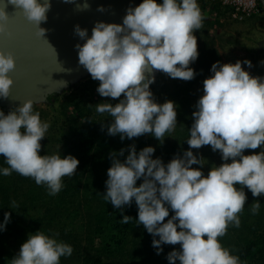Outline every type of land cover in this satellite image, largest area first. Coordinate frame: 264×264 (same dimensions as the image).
Masks as SVG:
<instances>
[{"label": "clouds", "instance_id": "clouds-1", "mask_svg": "<svg viewBox=\"0 0 264 264\" xmlns=\"http://www.w3.org/2000/svg\"><path fill=\"white\" fill-rule=\"evenodd\" d=\"M10 3L44 37L46 30L40 25L47 20L51 0ZM5 7H0V33L6 31L9 20ZM204 19L198 0H142L127 9L122 24L96 22L90 37L87 29L75 26V34L85 41L75 45L79 64L99 81L101 97L119 99L115 104L95 105L97 113L111 117L109 136L119 135L123 141L150 134L161 145L171 137L166 134L177 127L178 106L172 100L158 103L150 85L155 82V71L172 79L195 78L190 66L199 56L194 33L202 28ZM15 66L13 55L0 51V98L11 94L14 81L9 73ZM245 66L250 69L252 62L212 64V75L204 79L203 95L192 113L194 122L186 139L189 147L182 155L165 163L160 157L153 158L155 147L137 151L135 144L127 147L123 160L119 157L125 149L110 153L103 198L121 213L135 203L136 225L153 237L157 255L163 252V245H179L167 254L168 264H240L239 257L218 238L226 235L229 224L240 226L238 214L247 200L245 187L253 197L264 196V77L251 75ZM33 103L26 100L7 115L0 110V155L9 166L0 168V175L16 172L32 178L55 196L64 187L62 178L75 175L80 161L71 154L62 156L59 149L40 154L50 123L41 120ZM206 145L219 151L223 161L207 175L202 171L205 158L192 151ZM257 148L258 153L245 154V150ZM259 209L257 200L252 204L253 214ZM10 219L11 213L5 212L0 231L6 230ZM132 220L122 215L120 223ZM57 236L40 230L29 233L11 264H60L62 257L72 255L73 247Z\"/></svg>", "mask_w": 264, "mask_h": 264}, {"label": "trees", "instance_id": "trees-1", "mask_svg": "<svg viewBox=\"0 0 264 264\" xmlns=\"http://www.w3.org/2000/svg\"><path fill=\"white\" fill-rule=\"evenodd\" d=\"M164 74L165 73L161 72V77L156 84L158 89H163L166 86L165 80L162 78ZM97 115L101 114L97 113ZM192 124L193 123L189 124L186 121L179 123L172 133L166 134L171 137H166L161 145L159 141L150 134H145L147 137L141 139L139 143L131 142L126 144V142L120 141L119 135L113 137L107 134L108 124L104 127H99L98 132H96L94 131L95 128L94 130L89 128L83 129L81 126L74 123L70 126V134L76 137L77 141H75L69 148V151L63 156L69 154L75 156L80 161L77 167V169L80 168V170H76L75 175L71 177L66 176L62 178L64 187L61 191L63 193L59 192L55 196L49 195L48 189H38V187L46 186L37 185L32 178L33 185L30 187V190H27V188H24V184H27V182L25 180L23 181V176L16 172H12L13 174L5 176V178L0 177L1 221L3 222L4 220V215H2V213H11V219L8 224H10L12 228L9 229H11V233L13 234L12 237L20 244L24 243L23 241L28 238V236H17L24 231L35 233L40 230L48 234V231L51 232V229L55 227V222L57 220L63 221L64 223L60 226L61 228L56 238L73 247L72 254H75L74 262L78 264H117L118 262L120 264H168L166 259L167 254L174 248L178 250L179 245H163V252L157 255L156 249L152 247L153 237L147 233L146 230L147 236L144 235V231L140 229V225H136L137 206L135 203L133 202L130 207L125 206L123 213H121L120 209L114 208L110 203L105 201L102 194L106 191L105 181L107 180V169L111 166V152L115 151L118 153L123 148L125 149V155H127V147L131 144L136 145L137 151L146 146H153L156 149L153 158L160 157L167 163L175 155H182L183 151L188 149L189 146L186 139L189 137L188 129L191 128ZM126 140L128 139L126 138ZM202 150L205 151V155H202ZM192 151L194 154L198 155V157L205 158L203 161L205 164L202 167L204 173H208L210 168L216 165V155L221 156L219 151L213 152L211 147L207 145L200 149H193ZM209 154L211 155L209 156ZM119 158L123 160L126 156ZM0 165L3 168L9 167L5 159H0ZM192 167L199 168L201 166L193 165ZM138 182L139 181H137V183ZM79 187H82L81 191L84 194L87 193V200L89 196H92V202L95 203V205L99 204L97 213L90 215L92 217L88 222V233L89 229L92 232L95 231L94 233L100 231L101 236H95V234L94 236H74L76 233L80 234V229L81 231L83 230L80 235H83V233L85 234V225L78 226L77 229V227L68 226V224L65 223L66 219L78 217V210L81 204L87 201L86 197L83 199L78 198L75 201L76 207H74L70 201L66 199L68 195H76ZM31 198L33 200H31ZM13 202H15L16 206H13ZM29 203L31 205H29ZM39 203L40 205L42 203L41 209H43L44 216L37 217L33 214V211L38 212L40 210V207H38ZM66 203L70 205L68 207L66 206V208H62ZM93 203H90L91 207L95 206ZM100 203H102L101 207ZM58 213H60V215H57ZM172 214L173 213L170 211V216ZM122 215L131 216L133 220L130 221L129 224L123 225L120 223ZM23 217H29L31 221L27 227L24 226V228H20L19 226L25 222L22 220ZM167 219L168 218H166V220ZM42 222L45 223V229L39 228ZM61 232H63L62 236L59 235ZM92 232L89 234H92ZM85 237L89 238V244H87ZM3 238L7 239L8 237L3 236ZM97 238L101 242L99 247L95 244ZM218 239L223 247L230 250L232 255L239 257L240 264H264V236H246L241 243L242 245L237 243L240 240L238 238L235 243L231 241L228 245H226L227 241L225 236ZM4 242L5 239H3L0 246V264H11L8 258L12 259L13 253L8 250L10 248ZM4 246H7L8 249L4 248ZM150 248L152 251L154 250V254L151 257L148 255ZM72 262L73 261H71L69 257H62L60 264H71ZM177 264H179V262H177Z\"/></svg>", "mask_w": 264, "mask_h": 264}, {"label": "rangeland", "instance_id": "rangeland-1", "mask_svg": "<svg viewBox=\"0 0 264 264\" xmlns=\"http://www.w3.org/2000/svg\"><path fill=\"white\" fill-rule=\"evenodd\" d=\"M141 2L142 0H139V4ZM158 2H162V0H158ZM256 3L260 11L255 12L250 16L244 15L242 17V12L237 11L235 5L223 6L221 0H198V4L205 19L203 20L202 28L194 33L197 36L199 56L190 66L196 72L195 78L191 81H184L181 79H172L167 74H164L162 78H164L166 86L163 89H158L156 84L161 77V72L155 71V82L150 85V89L158 103L172 100L178 106L177 125L183 121H186L189 124L194 122L192 113L196 110L195 106L198 99L203 95L204 79L212 75L210 69L213 63L217 61L221 63H235L237 60L243 61L248 59L252 62V67L249 69L245 66V69L253 76L264 77V7L258 0H256ZM98 86L99 81L93 80L90 74H88L82 79L69 84L66 87L60 88L57 93L49 97L47 101L33 103V109L40 113L41 120L50 123V128L46 134L47 137L41 141V155L56 153L58 149L62 156L66 154L69 151V148L75 143V141H77L76 137L70 134V126L74 123L81 126L83 129L89 128L94 130L95 128L94 131L96 132H98L99 127H104L111 123V117L108 116V114L97 115L95 105L102 102L115 104L119 102V99L101 97L97 92ZM4 113L5 115L8 114L6 112ZM146 137L147 135H142L131 140L125 139L123 141L124 143L126 142V144L131 142L139 143L141 139H145ZM259 151L260 148L255 150L248 149L245 150V154L247 155L253 152L258 153ZM202 153V155H205L204 150H202ZM210 155L211 154H209V156ZM124 156L127 155L124 154ZM220 158L221 156L216 155L215 166H219L223 162ZM0 159H4V157L0 155ZM0 168L3 167L0 165ZM79 170L80 168L77 169V171ZM204 174L207 175V173ZM0 177L5 178L4 175H0ZM22 179L28 184L25 183L24 188L30 190V187L33 185L32 179L24 176ZM141 181L142 180H140L137 185ZM237 187L239 188L240 186L237 185ZM38 189L45 190L47 187H38ZM81 189L82 187L78 188L76 195H68L66 197L74 207H76L75 201L78 198L83 199L86 197L87 200V193L84 194ZM244 190L247 195V200L244 209L238 214L240 218V226L235 227L233 224H229L225 235L227 241L226 245L230 244L231 241L235 243L237 238L240 239L237 243L242 245L241 243L246 236H264V196L253 197L246 187ZM60 192L63 193L62 191ZM31 200L33 199L31 198ZM257 200L260 202V209L258 214H253L252 204ZM90 203H93L92 196H89L88 200L81 204V207L78 210V217H75L74 219L69 218L65 221L68 226H75L77 229L78 226L85 225L86 233L80 235L83 231L80 229V234L76 233L74 236H94V234L95 236H101L100 231L94 233L95 231L92 232L89 229V233L92 232V234L88 233V222L92 217L90 215L96 214L99 209V204L95 205V203H93L95 206L91 207ZM29 205L31 204L29 203ZM41 205L40 203L38 204V207H40V210H37L38 212L33 211V214L37 217L44 216ZM69 205L70 204L66 203L62 208H66V206L68 207ZM101 205L102 203H100V207ZM131 211L135 212L134 210ZM2 215H4V213H2ZM57 215H60V213ZM1 218L0 215V223H2ZM22 220L25 222L19 226L20 228H24V226L27 227L31 221L29 217H23ZM55 223V227L51 229V232L48 231V235L58 234L61 228L60 226L64 222L57 220ZM140 227V229L144 231L143 234L147 236L145 229L142 228L143 226L140 225ZM9 228H12L10 224L6 225V230L0 231V246L3 239H5L4 243L10 249H8L7 246H4V248L13 253L14 257L19 252L20 245L23 243H18L14 237H12L13 234ZM39 228L45 229V223H40ZM29 233L30 231H24L17 236H28ZM59 235L62 236L63 232ZM3 236H7L8 238H3ZM85 238L87 244H89V238ZM25 241L26 239L23 242ZM95 244L97 247L101 245L98 238L96 239ZM153 251L150 248L148 251L149 257L154 254ZM74 257L75 254L69 256V259L73 261L71 264H78L74 262ZM8 259H10L11 262V258ZM117 264L120 263L118 262Z\"/></svg>", "mask_w": 264, "mask_h": 264}, {"label": "water", "instance_id": "water-1", "mask_svg": "<svg viewBox=\"0 0 264 264\" xmlns=\"http://www.w3.org/2000/svg\"><path fill=\"white\" fill-rule=\"evenodd\" d=\"M258 1L264 7V0ZM84 4L89 7L83 9ZM4 5L9 20L0 33V51L11 53L16 63L9 73L14 81L11 94L0 98V110L9 113L29 99L45 102L60 88L87 76L75 47L85 41L75 34V26L87 29L90 37L98 21L122 24L127 9L139 5V0H51L47 20L40 25L46 30L44 37L10 0H0V7Z\"/></svg>", "mask_w": 264, "mask_h": 264}, {"label": "built area", "instance_id": "built-area-1", "mask_svg": "<svg viewBox=\"0 0 264 264\" xmlns=\"http://www.w3.org/2000/svg\"><path fill=\"white\" fill-rule=\"evenodd\" d=\"M223 3V6H231L235 5L237 7V11L242 12V17L250 16L251 14H254L255 12H259L258 5L256 3V0H221Z\"/></svg>", "mask_w": 264, "mask_h": 264}]
</instances>
